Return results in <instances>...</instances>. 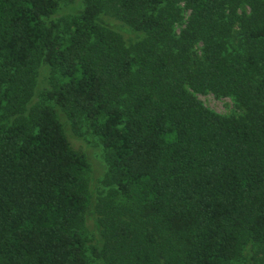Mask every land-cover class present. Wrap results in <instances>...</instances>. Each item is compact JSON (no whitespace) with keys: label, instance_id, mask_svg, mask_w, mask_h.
<instances>
[{"label":"trees","instance_id":"trees-1","mask_svg":"<svg viewBox=\"0 0 264 264\" xmlns=\"http://www.w3.org/2000/svg\"><path fill=\"white\" fill-rule=\"evenodd\" d=\"M84 3L61 26L56 0H0V264H89L91 166L55 108L28 109L40 68L106 153L102 263L231 264L253 243L264 264V0ZM107 14L144 39L127 47Z\"/></svg>","mask_w":264,"mask_h":264},{"label":"rangeland","instance_id":"rangeland-1","mask_svg":"<svg viewBox=\"0 0 264 264\" xmlns=\"http://www.w3.org/2000/svg\"><path fill=\"white\" fill-rule=\"evenodd\" d=\"M56 1L59 3L60 7L55 19L61 26L66 21L79 19L81 12L85 8L84 0ZM243 12L250 14V9L244 5L239 10L240 14ZM186 17H189V12L186 13ZM102 25L121 35L127 47L134 46L144 39L143 35L131 32L127 26L116 20L111 14L103 16ZM179 31L180 29H178V32ZM201 50L202 45H199L197 48L199 57L202 55ZM50 76L51 71L49 69L40 68L38 70L33 97L28 105V109L31 110L42 105H49L55 108L64 126L72 151L77 155L84 156L90 163V194L92 197V204L84 215L81 231L86 238V250L89 264H104L102 263V258H105L104 253H108V249L104 243L102 229L98 224L100 214L97 206L107 197L110 190V187L107 185L108 167L106 163V153L87 120H82L80 125L76 127L66 113L57 107L56 104L49 102L46 92L51 89ZM196 95L207 108L219 115L236 118H241L243 116V110L240 108L238 102L231 97H217L212 92ZM258 251V246L250 243L243 249L241 258L231 264H257ZM109 257V264H121L115 257ZM123 264L135 263L127 262Z\"/></svg>","mask_w":264,"mask_h":264}]
</instances>
